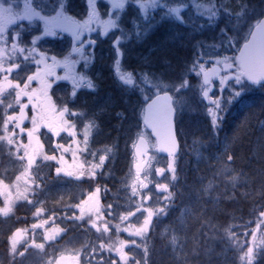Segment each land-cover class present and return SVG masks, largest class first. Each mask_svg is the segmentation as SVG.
I'll return each instance as SVG.
<instances>
[{"label":"rangeland","instance_id":"rangeland-1","mask_svg":"<svg viewBox=\"0 0 264 264\" xmlns=\"http://www.w3.org/2000/svg\"><path fill=\"white\" fill-rule=\"evenodd\" d=\"M2 2L6 7L0 8L1 19L4 18L6 14L16 12L20 9L19 5H17L16 8L15 0H2ZM190 2L194 3L197 15L203 11H211V14L229 18L228 24L230 26V33H227L228 37L224 34L225 30L221 26L210 23V18L207 21H204L205 24H207L204 27H193V25H191L190 27L183 28V25H175L172 22L171 25H168L167 29L161 30L164 34L158 39L157 46L154 49L150 48L147 51H144L145 49L141 48L143 47L141 44L148 39L149 34L152 32V26H150L146 35H142L141 32L133 34L130 32L131 29H126L122 34L127 35V33H129V35H127L128 38L124 39V43H119L124 54L121 58L118 54H116V56L113 55V59L115 58L114 60H116L117 63L125 64L128 67H139L143 63H146L150 69L149 72L151 73L155 72L157 66L162 77L159 78L158 81L161 83V86H164L175 94V106L178 111V134L182 141L180 155L173 161L171 157L168 158L156 152L154 153V156L158 160V164L155 167L156 170H154L152 174L153 181L158 182L161 186L162 192H160L159 197H161L162 200H166V202L161 205V200L159 199V206L162 207L158 213L154 215L155 219H159L153 233L155 236L151 234L150 231H146L145 237H142L141 239L139 238L141 241H136V247L134 248L135 252L132 257L136 256L141 264L142 262L145 264H171L170 261L173 262L172 264H192L188 262L187 257L193 254L196 250L195 244L197 236L192 237L190 240H185L184 237L200 223L207 221L212 211H215L216 209L219 210V203L221 198H223L221 191L218 189L217 182L212 179L208 180V176H205V171L208 170L211 173L212 168L214 167L210 161V156L212 154H215L216 158L220 159V161L215 164L218 165L216 167L220 168V171L225 172L226 178L234 180L238 186L241 185L242 189L244 187L248 188L247 185L249 182L255 179L251 176H255L257 170L264 174V167L261 165V163L264 162V135H258L253 140L251 155L247 153L248 149H243L247 144L251 145L253 134L251 127L248 128V126H246L247 128H245V130L242 129L244 121L249 118L243 114L242 110L244 106L252 108V105L250 100L241 97L243 94L251 93L252 90L242 85L240 80L233 79V77H235V68L234 60L232 58V55L236 56V45L241 43L245 33L254 24L257 17L264 13V0H190ZM135 14L138 17V13ZM129 15L130 14L127 12L123 13L120 17V24H127L130 18ZM132 18L133 20H136V23L138 22L139 18H135V16ZM244 22L249 23L248 25H243ZM183 33L193 43L194 54L191 58L181 61L180 57L175 55V46H179L180 50H184L185 46L182 47L184 43ZM11 35L12 34H10V37ZM116 35V32L115 34L112 33L110 39H115ZM124 35H122V37H124ZM228 39H230V41L226 43ZM203 42L211 43L213 47L212 55L218 56L217 59H212L211 62L208 61L209 64L206 61L200 60V57L197 56V48L202 47ZM156 49L157 52L152 56L153 50ZM15 50H18L17 45L15 46ZM195 61L197 64L206 67L208 70H211V68L213 70L225 68L223 70L224 75H226V78L230 81H228L225 87L219 86L218 89V87H216V80H218L219 74L222 73V71H219L218 74L210 73L205 75V77L197 76L195 82L191 81L188 83H192V85L182 87L185 74L188 71V65ZM128 63L130 64L128 65ZM99 70L100 68L98 71ZM177 83L180 87L175 88ZM211 89L213 90L212 92L210 91ZM120 92L121 91L116 94H107L103 102H92L90 106L87 107L88 109L85 108L84 114L88 116L89 112H94L95 109L97 112L101 113V109L107 108L109 105L114 106L115 108L118 105L115 97ZM258 94L259 97L255 98L252 103L259 105V113H261L264 109V89H259ZM61 95L63 96L62 92ZM218 99L219 101L221 100V104L217 102ZM220 105L224 106H222V108H224L225 112H232L231 115H233L236 111H239L238 113L240 116L238 117H241V119L242 117L245 118L243 121H240L241 119L236 120L238 122L231 121L230 119L231 126L236 125V129H238L239 126L241 131L238 132L234 130V132H230L228 129H222V131L219 132V128H217V131L211 128L212 125L216 123V113L211 115V112H213V110L218 111ZM30 106L29 110L33 109L32 112H39L38 109L41 111L42 125L40 124L39 115L37 114L36 116L38 128H41L46 124L48 122L47 120L50 121L53 119L50 105L46 106L49 114H47V120L43 116V108L45 106L43 102L40 103L37 101L34 105L31 104ZM126 106L128 112L126 118L130 119V125L136 128L139 127V119H137V123H134V110L137 108V103H129ZM52 107L56 110L54 104H52ZM80 107L79 98L76 97L75 102L71 104L70 108L75 111L77 125H79ZM27 108V104L23 106L21 105L16 111L18 114H21V112ZM255 109L257 108L255 107ZM1 110L2 105H0V112ZM111 112L112 111H108L107 113L111 114ZM262 114L264 115V112ZM210 118L212 119V123ZM226 118L229 119L228 117ZM27 119L28 125L31 126L33 118L29 117ZM54 120L60 119L56 118ZM18 122L19 120L16 122V125ZM5 123L1 112L0 179L7 180L9 184L12 183L13 185L10 191L3 193V196L2 193H0V241L3 242L4 238L7 239V246L8 243H10V237L11 241H15L16 245L20 243L18 246H20L19 249H23V252L24 249L29 248L26 252L20 254L23 257V259L21 258L20 264H52L53 261L51 259H45L47 260V263H43L35 252L37 246L30 242L31 237H25L18 240L21 231L24 234V229H26L24 228L26 227L24 220H27L29 217V214L27 216H20L16 213L18 204H31L36 198L39 200L37 204L41 207L34 208L32 205L33 203L27 207L29 213H32L34 217L31 216L32 220L36 219L31 225H28L32 227L34 223L42 225V222L39 220L44 216V209L49 208V205H46V203H71L68 212H72L78 209L80 211L79 206L81 203L83 205V200H86V207L84 211L81 212L85 213L87 209L90 210L92 206H96V203L98 199L101 198L102 194L99 189L97 190L93 187L94 185H92L90 180H84L82 182L83 184L85 181L89 183L85 189H83V186L82 188L79 187L80 182L78 178L83 177L82 174L78 176L79 156L81 157L83 164L88 167L90 163L87 161V152L83 151L81 153V149L75 147L73 150L69 151V154L67 153V155H65L64 151L61 150L64 148L63 139L61 140L62 142H58L60 148L59 152L63 154L62 159L66 160L68 164L73 167L70 169L69 165L61 163L62 159L58 161L59 158L57 157V163L59 164L57 168L63 173L64 170L62 169V165L64 164L68 170L70 169L69 172L74 175L73 178L77 180L63 178L61 182L53 181L50 185H42L44 186L42 188L41 185L34 186L33 182H36L39 179L40 173L43 170H40L38 173L31 170V167L34 166H31L33 163L27 165L28 157L18 155L15 152L17 151L16 147L10 143V140L6 138L7 136L5 135V132H3ZM48 124L53 125V123ZM223 125L224 123L222 126ZM51 130L52 129L49 128L48 133H51ZM258 131H264V118H262L258 124ZM144 134L145 133H143V135ZM140 135L141 134L138 136ZM13 136L16 138V133ZM45 136L48 139L47 142L51 145L53 139L49 134H46ZM137 138L138 137H135V140ZM109 142L110 140L106 138H96L91 145L96 147L95 152H97L100 150V147L98 146H107ZM133 144L134 135L132 134L129 136L128 134H125L116 142V151L115 154L112 155L113 163L117 164V167L113 172L112 182L114 185L126 184L125 186L129 188L128 184L132 182L131 169L134 166V163L131 161L132 156L130 157L129 155V148L132 147ZM95 152L89 151L91 159L96 157ZM246 155H249L251 159L250 162L247 160V162L250 163L248 168L250 166L253 167H251L250 170L245 166L239 165V161L242 162L245 160ZM257 156L259 159H257ZM41 158H44V156H41ZM49 158H53V156H49ZM38 160L39 158L37 161ZM171 162H174L177 165L176 169L174 167L175 170L173 172H165V166L168 167V169H171ZM39 163L42 164L45 163V161H40ZM49 167L48 164L45 165V169H48ZM193 171L195 173L189 175V173ZM52 172L53 170L51 172H46L45 175H51ZM159 172L162 173L161 177L157 176ZM57 173L59 174L60 171H57ZM196 174L201 175L200 181H196L192 178V176ZM119 176L123 179L126 177V182H119ZM100 180L101 182L103 181L101 178ZM82 183L80 184L82 185ZM253 186L254 190L257 189L255 184ZM121 188H123L122 191L118 192L121 198L118 197L115 200L114 197L110 196L109 199L112 201L114 200L117 204H123L124 199H126L127 202H130L131 196L129 190L127 189L126 192L125 187L121 186ZM124 195H126L127 198H125ZM46 199L49 200V202ZM133 207L134 206L131 207L132 210H134ZM117 208L112 209L114 215L111 218L108 217V219L116 218L118 214L122 216V213H116ZM121 208L125 211V208L122 206ZM11 215H14L16 219H14V217L12 218ZM20 220H23L22 225L18 223ZM86 237L87 235L81 230L79 232H73L67 239L59 243L60 245L58 248L62 251H66L68 254L71 253V255H75V253L79 251L80 246L83 245ZM224 241L225 240L223 239L221 246L226 249L227 253L221 261L222 264H231L230 260L232 257H236L237 251L235 252V248L232 244L226 241V243H224ZM27 242H29V246L24 245ZM162 243H165L166 245L161 246ZM89 246L90 245L87 247ZM17 251L16 247L15 252L17 253ZM165 254L170 255L169 260L165 257ZM10 256H12V254H10ZM3 258L4 256L0 255V264H3ZM221 261L219 264H221ZM4 263L8 264L6 260V252ZM54 264H61V262L58 261ZM193 264L208 263L205 261H199L198 263Z\"/></svg>","mask_w":264,"mask_h":264},{"label":"flooded vegetation","instance_id":"flooded-vegetation-1","mask_svg":"<svg viewBox=\"0 0 264 264\" xmlns=\"http://www.w3.org/2000/svg\"><path fill=\"white\" fill-rule=\"evenodd\" d=\"M157 1L16 0L20 9L0 18V100L12 98L11 105L17 107L27 104L25 111L30 115L33 109L29 107L37 101L47 106L55 100L65 106L68 99L60 94L61 84L79 92L81 109L94 101L103 102L107 94L101 95L100 91L106 86L114 90L127 86L139 96L148 84L125 78L123 67L113 60L114 54H121L117 49L120 37L110 39V35L120 30L117 25L120 12L135 8L138 3L141 14L157 23L160 16L154 5ZM108 77L117 84L108 83ZM115 99L118 103L115 108L109 105L101 113L95 109L79 122V127L86 129L79 131V137L89 133L115 137L124 132L120 119L124 100L119 94ZM63 111L56 116L60 119L55 121L57 125L65 126L72 119L63 115ZM7 117L12 124L19 119L17 111Z\"/></svg>","mask_w":264,"mask_h":264},{"label":"trees","instance_id":"trees-1","mask_svg":"<svg viewBox=\"0 0 264 264\" xmlns=\"http://www.w3.org/2000/svg\"><path fill=\"white\" fill-rule=\"evenodd\" d=\"M166 4V3H165ZM180 1H177L176 3L169 2L164 6L163 12H165L168 16H170L171 12L177 13V10L180 6ZM157 9V7H156ZM173 9V10H172ZM205 13V12H204ZM206 15L210 18V23L213 25H219L221 26L228 37L227 33H230V26L228 24L229 18H226L225 16H217L214 14H207ZM261 15V14H260ZM259 15V16H260ZM259 16L257 18H259ZM241 20V18H240ZM242 21V20H241ZM240 21V22H241ZM246 21V20H245ZM136 20H131V24L135 23ZM249 22H244L243 25H248ZM130 23H128L126 26H129ZM204 26L205 23H201L200 25L196 26ZM131 26V25H130ZM128 27H126L127 29ZM140 28V27H139ZM124 29V28H123ZM131 29V27H130ZM131 31V30H130ZM129 35V33H127ZM231 39V38H230ZM230 39L227 40L226 43L230 41ZM243 39V38H242ZM210 42V41H209ZM209 42L206 43V46L209 48L207 50V57L209 59H217L218 56L212 55V44ZM240 44V43H239ZM236 45L237 46H239ZM198 51H201L198 48ZM197 51V54H198ZM181 56V58H183ZM180 58V59H181ZM232 58L234 60V68H235V76L238 75L239 68L237 66L236 56L232 55ZM195 72L189 73V71L185 74L184 82L182 83L183 86H188V81L195 82L196 77H200L201 75V69L199 68L198 64L192 65ZM134 69V70H133ZM123 68L124 76L129 81H140L144 80L146 82H149L151 80L150 75L151 72L145 71V72H138L137 69L134 68ZM225 69V68H223ZM221 70V69H220ZM186 80V82H185ZM227 81H224V84L220 86L224 87L226 86ZM148 85H151L150 88L146 91L145 89L141 91L139 94L142 96V98L146 99L150 94V89L157 88L158 84L155 83H147ZM132 85V83L129 85V87ZM192 85V83L190 84ZM178 87H180L178 85ZM262 87V86H261ZM184 89V88H183ZM222 106L220 105L219 110L217 111V114H221L222 112ZM39 112H33L31 118H33V123L31 126L27 124H23V122L26 120V114L23 113L20 115V118H22L18 124L14 125V127L11 130H8L6 127L3 128V132H5L6 138L10 140V143L16 147L17 151H15L18 155L26 156L28 157L27 165L31 164L33 160L41 158V151H43L45 148H47V143L44 141L43 133H38V131L42 130L41 128H38V123L36 122V116L37 114L40 117V124L42 125V116L41 111L38 109ZM52 110V117L53 119L50 120V123H56L54 119H56L57 114ZM40 113V114H39ZM47 109L46 106L43 108V116L47 117ZM254 114V113H253ZM49 115V114H48ZM47 120V119H46ZM48 121V120H47ZM51 127H55L58 130H63L62 125L55 126L51 125ZM12 130L14 131L12 133ZM16 131V132H15ZM2 132V133H3ZM76 132H79V129L76 130ZM75 132L76 136L77 135ZM16 133L17 137L14 138V134ZM86 138V137H85ZM254 140V134L253 138L251 140V145L247 144L243 149H248V154L251 155L252 150V143ZM75 144L79 143L75 140ZM22 149V150H21ZM96 158H97V153ZM99 155V154H98ZM44 158H48L47 155L44 154ZM54 160L55 158H50V161ZM31 161V162H30ZM220 168H217L215 165L212 168V172L208 175V180L212 179L216 182L223 181L225 185L228 186V188L231 190V195H233L235 192H238V188L236 187V183L232 179H228L225 177V172L220 171ZM195 172H190L189 175L194 174ZM96 182V180H95ZM102 183V182H101ZM97 184V182H96ZM111 184V183H110ZM12 183L9 184V182L5 180H0V193L10 191L12 188ZM112 186V185H111ZM95 187V185L93 186ZM120 189V188H119ZM127 191V188H126ZM257 192H259L260 197H262V200L257 201L255 200V203L251 205L249 208L250 217L246 220H240L236 219L230 220L228 218L229 213L231 212V206L230 202L228 200H225L221 198L219 203V210L220 212V218L224 217L227 220L228 226L221 231V234L224 237V240L230 244L233 245L236 252V257H232L231 264H259L262 260V256L264 254V189H256ZM106 197V196H105ZM108 199L110 198V193L107 192ZM34 201V200H33ZM110 201V199L108 200ZM28 203V202H26ZM71 204V203H70ZM31 204H25L22 205L21 203L18 204L16 213L18 215H23V211H25L24 215H28L29 217L27 220H24L25 226L24 228V234L21 231L20 237L18 240L25 238V237H31L30 242L31 244H35L37 246L35 252L40 257V259L43 261V263H47V260L51 259L53 261L52 264L57 263L58 261L61 262V264H139V260L136 258V256L132 257V255L135 252V244L136 239L138 238L137 233L138 230L142 228L139 224H136L135 222H132L129 217L125 218L123 216L124 210L122 208L117 209L116 213H122L120 216L112 219L111 218L114 213L110 212L106 214V212L100 211V203L97 206H92L90 208L91 211H86L85 213H80L79 209L74 210L72 212H68V207L64 209L63 211L59 212H48V209H44L43 214L44 218H40L39 221L42 222L41 227H36V223L32 227L28 226L31 225L32 222L36 221V219L32 220L31 216L33 217L32 213L30 214L27 207ZM69 206V203H68ZM89 212L91 214H89ZM130 214H127L129 216ZM11 217L16 219L14 215H11ZM34 218V217H33ZM23 220L18 221L19 224L22 223ZM41 229V230H40ZM39 232L37 233V231ZM83 231L87 238H85L83 245L80 246L79 251L75 253V255H71V253H66V251L60 250L59 243L63 240L67 239L69 235L73 232H79ZM60 232V233H59ZM22 236V237H21ZM228 236V237H225ZM143 238L145 235L142 236ZM6 240L4 238L3 242L0 241V255H3V264L5 259V252H6V260L8 264H20L21 258L23 257L20 255L21 253L26 252L29 248L19 249V244L16 245L17 247V253L12 250L13 241H11V238L9 237L8 247L6 246ZM141 241V240H139ZM147 241V239H146ZM25 246H29V242L24 244ZM90 245L89 247H87ZM87 248V249H86ZM12 256H10V254ZM19 255V257H18ZM65 256V257H63ZM12 258V259H9ZM47 259V260H45ZM239 259V261H238ZM57 261V262H56ZM133 261V263H132ZM210 264H217V262H212Z\"/></svg>","mask_w":264,"mask_h":264},{"label":"bare ground","instance_id":"bare-ground-1","mask_svg":"<svg viewBox=\"0 0 264 264\" xmlns=\"http://www.w3.org/2000/svg\"><path fill=\"white\" fill-rule=\"evenodd\" d=\"M130 16H135L136 14H132ZM205 18H197V17H189L186 22L187 23H191L194 25H200ZM172 20L170 19L169 16H165L162 15L160 16V18L158 19L157 23L155 25L152 26V32L149 34L148 39L145 40L144 42H142V46L141 48H147V49H154L157 46L158 43V39H160L163 36V32H161V30L167 29L168 25H171ZM161 32V33H160ZM160 34V35H159ZM175 55L180 57L183 56V52L180 50L179 46H175ZM158 49V48H157ZM156 50H153L152 52V56L155 55ZM162 54V53H160ZM126 63V62H125ZM130 63H128L129 65ZM137 69L138 72H145L148 71V65L146 63H143L141 66L139 67H135ZM107 82L110 84H117V81L115 79L112 78H106ZM119 90H114L111 89L109 87H105L102 88L100 91L101 95H106V94H116L118 93ZM258 108L255 110L254 114H244L245 116H248V120L246 119L244 121V124L242 125V129L245 130V128H247L246 126H248V128L251 127L252 130V134H254V139L256 138V136L258 135H264V131L259 132L258 131V124L259 122L262 120V118H264V115L262 114L264 112V109L261 113H259V105L258 104H254V107ZM257 111V113H256ZM239 111H236V113H234L233 115H231L232 112L228 113L227 117L229 119H227L224 123V125L221 128L222 129H228L230 132H234L235 131H241L240 127L238 126V129H236V125L231 126V121H236L238 119H241ZM231 119V121H230ZM245 118L242 117V119L240 121H243ZM238 122V121H236ZM257 159H259V157L257 156ZM247 160L250 162V156L246 155V159L243 160L242 162L239 161V165L245 166L248 168V166L250 165L249 162H247ZM210 161L212 165H215L216 163H218L220 161V159H217L215 154H212L210 156ZM259 161V160H258ZM261 165L264 167V162L261 163ZM218 166V165H215ZM252 166H250L248 168V170H250ZM253 168V167H252ZM257 170V169H256ZM259 170H257L255 172V176H251L254 180H252L251 182H249V184L247 185V187H244L242 189L241 185H236V187L238 188V192H235L233 195H231V190L228 188L227 185H225V183L223 181H218V189L221 191V194L223 195V199L228 200L230 202V206H231V212L229 213L228 218L230 220H234L236 221V219H240V220H246L250 217V213H249V208L251 207V205H253V203H255V200L260 201L262 200V197H260L259 192L256 191V189L254 190V184L258 189H264V174H262L260 171L258 173ZM254 172V171H253ZM252 172V174H253ZM210 174V172L207 170L205 171V176H208ZM200 174H196L193 175L192 178L195 179L196 181H200L201 177ZM126 184L123 185V187H125L126 189ZM23 215L25 214V211H23L22 213ZM228 226L227 220L224 217L220 218V212L217 211V209L215 211H212L211 214L209 215V219L205 222L200 223L197 227L193 228V230L191 232H188V235L184 237V239H188L190 240L192 237H196V250L194 251L193 254H191L189 257H187L188 262L190 263H198L199 261H205L208 264L212 263V262H217V264L220 263L221 259L226 255V249L223 248L222 245V241L224 239L223 235L221 234V231L223 229H225ZM155 236V234H153ZM224 243H226L224 241ZM165 243H162L161 246H165ZM165 257L170 258L169 254H165ZM232 261V260H230ZM171 264L173 263L172 261H170ZM3 263V261H2ZM222 264V261H221ZM259 264H264V254L262 256V260Z\"/></svg>","mask_w":264,"mask_h":264},{"label":"water","instance_id":"water-1","mask_svg":"<svg viewBox=\"0 0 264 264\" xmlns=\"http://www.w3.org/2000/svg\"><path fill=\"white\" fill-rule=\"evenodd\" d=\"M238 61L243 75L250 82H264V15L251 29L247 40L238 49ZM145 123L165 153L178 152L175 132V109L169 92L159 93L145 106ZM147 149L145 139L136 145L138 156Z\"/></svg>","mask_w":264,"mask_h":264},{"label":"snow or ice","instance_id":"snow-or-ice-1","mask_svg":"<svg viewBox=\"0 0 264 264\" xmlns=\"http://www.w3.org/2000/svg\"><path fill=\"white\" fill-rule=\"evenodd\" d=\"M70 2V0H69ZM12 250L15 251L16 250V244H15V241L13 242V245H12Z\"/></svg>","mask_w":264,"mask_h":264}]
</instances>
